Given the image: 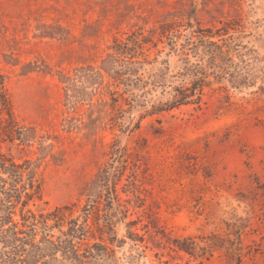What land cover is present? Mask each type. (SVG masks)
Masks as SVG:
<instances>
[{
	"label": "rangeland",
	"instance_id": "1",
	"mask_svg": "<svg viewBox=\"0 0 264 264\" xmlns=\"http://www.w3.org/2000/svg\"><path fill=\"white\" fill-rule=\"evenodd\" d=\"M174 21L177 48L129 70L120 43ZM0 69L19 122L0 148L41 187L0 264H264V0H0Z\"/></svg>",
	"mask_w": 264,
	"mask_h": 264
},
{
	"label": "trees",
	"instance_id": "2",
	"mask_svg": "<svg viewBox=\"0 0 264 264\" xmlns=\"http://www.w3.org/2000/svg\"><path fill=\"white\" fill-rule=\"evenodd\" d=\"M230 24V22H227L223 27L219 28L217 31L218 35L227 33ZM178 25H180V23L175 21L164 22L157 29L149 32L148 35L136 34L133 37L128 38L126 42L120 43L116 49V53H120L128 58V63L131 64L128 68L129 70H136L137 66L133 65L135 62L133 58L139 57L141 54L144 55L152 46H156L158 41L163 42V38L168 40L171 49L177 48L176 42L178 38H180V35L176 34V26ZM221 31H225V33H222ZM209 32L210 34H206L205 31H203L201 34L196 35L199 43L209 46L214 60L215 52L212 48L214 46H216V48H222V46L215 41L207 39V37L213 35L212 30H209ZM194 33H196V31ZM194 36L195 34H193V37ZM155 37L157 38V41L154 40ZM193 37L191 38L193 39ZM204 85L205 82L202 81L199 83L196 78L192 81L191 87H185L183 85L177 86V88H175L176 94L173 98L174 103L180 104L187 101L188 97L191 96V92L195 91L197 87L203 88L202 86ZM16 128H19V122L15 117L11 97L6 87V76L0 69V143L7 139L13 140L16 135H14L13 130ZM16 137H22V132L20 130ZM106 172L107 170L100 171L98 174V183L107 180ZM0 188L3 194L0 199L5 200V203L9 206L7 214L0 217V226L5 224L8 225V227L2 228V232L7 233L9 231V235H11L13 239L22 241L25 237L20 236L19 233L25 230L20 226L26 227L29 225L28 222L38 221L37 215L31 209L27 208L30 201L39 198L41 194L40 183L37 182L33 164L29 160H25L23 163H17L12 157L2 152L0 148ZM99 198H101V195ZM18 207L20 208V219L19 221H14L13 214L16 213ZM100 207V199L94 200L92 203L88 204V206L83 207V210L87 214L86 220H88V215L91 213L95 220H99ZM63 208H65V206ZM61 211L62 208L58 207L53 210L52 213H49V215H44V222L47 223L48 216H54L57 219H61Z\"/></svg>",
	"mask_w": 264,
	"mask_h": 264
}]
</instances>
